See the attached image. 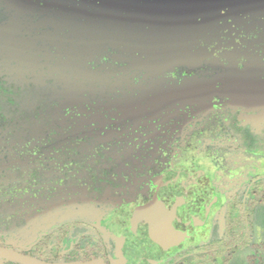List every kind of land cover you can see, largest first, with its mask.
<instances>
[{"label": "rangeland", "instance_id": "rangeland-1", "mask_svg": "<svg viewBox=\"0 0 264 264\" xmlns=\"http://www.w3.org/2000/svg\"><path fill=\"white\" fill-rule=\"evenodd\" d=\"M0 4L10 16L1 30L0 72L33 83L39 93H57L63 118L55 114L52 124H27L31 129L17 135L22 151L34 150L51 126L56 140L67 134L57 140L62 152L49 153L55 161L45 172H56L59 180L42 182L45 196L32 205L27 191L17 196L26 198L22 204L1 201L0 246L31 255L42 235L74 221L59 232L69 235L62 251L77 240L73 232L80 227L79 235L105 240L108 264H167L170 256L210 240L217 224L220 231L227 195L250 174L264 171V158L240 149L230 125L235 108L246 106L253 114L239 119L264 136V53L254 50V40L246 48L241 41L233 49L210 44L226 32L256 30L264 36V0ZM243 56L248 60L239 65ZM226 97L232 99L224 103ZM68 145L77 149L72 155H65ZM99 153L126 183L102 196L84 180ZM68 156L73 168L58 169L55 164ZM15 163L19 184L39 168L30 159ZM155 169L209 178L217 202L203 225L185 230L176 224L173 203L152 183ZM51 188L56 190L50 196ZM55 262L66 261L60 256Z\"/></svg>", "mask_w": 264, "mask_h": 264}, {"label": "trees", "instance_id": "trees-1", "mask_svg": "<svg viewBox=\"0 0 264 264\" xmlns=\"http://www.w3.org/2000/svg\"><path fill=\"white\" fill-rule=\"evenodd\" d=\"M9 18L6 7L0 4V38L3 37L1 30L4 22ZM28 84L18 83L7 72H0V205L2 204L1 201L8 204L14 201L24 203L26 198L17 196L24 194L25 191L29 194L27 197L30 200L29 205H32L33 200L39 201L42 196H45L43 194L45 190L42 191L43 181L49 178H53L54 182L59 180L54 176L56 172L49 171L48 176L45 169L51 160L55 161L49 153L62 152L58 151L62 148L59 147L57 140L59 137L64 139L67 136L65 132L59 134L56 140V128L51 126V129L46 131L44 136H41L43 141L36 142L37 145L34 150L26 152L22 151L25 149L17 140V135L20 132L31 129L32 126L27 124H33V122L52 124L56 119L55 114L58 115L57 119H63L61 118L62 114L57 113L60 107L57 93H39L38 90L31 89L34 87L33 83ZM231 99L226 97L224 103ZM238 107V110L235 108L230 121L233 136L236 140H240L238 144L240 149L250 155L264 158V136L261 131H255L251 124H244L239 119V114H243V117H250L253 110L246 106L242 107L244 110L241 109V106ZM71 119L70 117L67 118L68 121L66 122H70ZM68 147L65 155H72L70 150L73 152L77 150L75 147L72 149L71 145ZM16 159H30L39 164V168H33L28 176H24L25 181L22 184L18 182L20 173L17 163H15ZM68 160L69 156L63 165L59 163L55 165L58 169L68 172L73 168L72 165H68ZM74 161L80 166L83 165L79 160ZM108 161H110L109 158L104 159L99 153L94 164L89 165L87 173L84 175V180L91 183V192L94 191L100 196L107 193L109 189H117L126 184L119 177L116 178L115 166H108ZM155 171L157 174L163 172L160 169H155ZM6 172L9 174H4ZM19 186L23 187L24 190L18 191L17 187ZM155 188L163 193L157 187ZM55 190L51 188L50 196ZM213 195L216 198L214 192ZM226 199L228 201L224 202V206L228 204V209L221 214L222 227L220 231L218 230L219 224H217L218 228L217 226L212 228L214 236H211L210 240L203 245H195L170 256L167 264H264V171H256L250 174L246 183L241 188L231 191ZM177 225L184 229L179 224ZM72 226H75L74 221L63 224L49 236L47 234L42 235L38 242L31 245L30 254L52 262H55V259L60 256L66 262L102 258L108 264L105 254L107 248L104 247L105 240L100 236L95 237L91 234L79 235L80 227L73 232L74 237L77 235V240L72 242V246L64 251L61 250V243L63 240L66 241L69 235L67 237L60 236L59 232L69 230ZM53 238L56 239L54 243ZM1 239L3 240V238ZM53 256L55 259L50 258ZM3 260V264H23L13 260Z\"/></svg>", "mask_w": 264, "mask_h": 264}, {"label": "water", "instance_id": "water-1", "mask_svg": "<svg viewBox=\"0 0 264 264\" xmlns=\"http://www.w3.org/2000/svg\"><path fill=\"white\" fill-rule=\"evenodd\" d=\"M152 182L172 201L177 224L189 230L206 222L211 207L217 201L213 195L209 178L203 174H188L183 170L169 169L153 176ZM0 258L23 264H107L102 258L87 261L51 262L3 246H0Z\"/></svg>", "mask_w": 264, "mask_h": 264}, {"label": "flooded vegetation", "instance_id": "flooded-vegetation-1", "mask_svg": "<svg viewBox=\"0 0 264 264\" xmlns=\"http://www.w3.org/2000/svg\"><path fill=\"white\" fill-rule=\"evenodd\" d=\"M226 33H221V35H219L220 39L215 38V42L210 44V48L214 49V50L215 49L220 50L226 46V47H229L230 49H233L235 47V45L240 41L242 42L241 47L246 48L248 41L254 40V44H252L254 50L255 51L257 50L258 52L260 51L261 54L264 53V44H263L264 43V36L261 35L260 32H257L256 30H249L248 33L243 31L238 35L231 34L228 36H226ZM220 40L222 42H219ZM253 53H255V52L254 51L251 52V55H253ZM246 60H248V56L247 57L246 56L240 57V58H238V64L242 65V62H244ZM236 109L238 110L239 107L237 106ZM241 109H243V108L241 107ZM210 201H212V200H210ZM185 230H188V229H185Z\"/></svg>", "mask_w": 264, "mask_h": 264}]
</instances>
